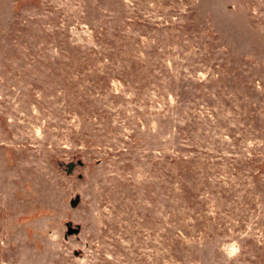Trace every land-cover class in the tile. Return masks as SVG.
Wrapping results in <instances>:
<instances>
[{
  "label": "rangeland",
  "instance_id": "obj_1",
  "mask_svg": "<svg viewBox=\"0 0 264 264\" xmlns=\"http://www.w3.org/2000/svg\"><path fill=\"white\" fill-rule=\"evenodd\" d=\"M0 264H264V0H0Z\"/></svg>",
  "mask_w": 264,
  "mask_h": 264
},
{
  "label": "water",
  "instance_id": "obj_2",
  "mask_svg": "<svg viewBox=\"0 0 264 264\" xmlns=\"http://www.w3.org/2000/svg\"><path fill=\"white\" fill-rule=\"evenodd\" d=\"M68 167H69V169H68L67 172H70L71 169H72V164H69ZM78 200H79L78 196H75L73 199H70L69 200L70 207H75V205L77 204ZM66 228H67L66 229V233H65L66 235L77 233V230H78L77 227L71 228L69 223L66 224Z\"/></svg>",
  "mask_w": 264,
  "mask_h": 264
},
{
  "label": "trees",
  "instance_id": "obj_3",
  "mask_svg": "<svg viewBox=\"0 0 264 264\" xmlns=\"http://www.w3.org/2000/svg\"><path fill=\"white\" fill-rule=\"evenodd\" d=\"M186 169H187V167H186Z\"/></svg>",
  "mask_w": 264,
  "mask_h": 264
}]
</instances>
